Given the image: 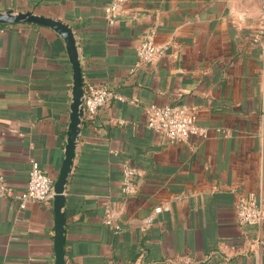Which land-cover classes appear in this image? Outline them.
<instances>
[{
  "label": "crops",
  "instance_id": "obj_1",
  "mask_svg": "<svg viewBox=\"0 0 264 264\" xmlns=\"http://www.w3.org/2000/svg\"><path fill=\"white\" fill-rule=\"evenodd\" d=\"M113 1L0 0L2 11L71 25L84 84L113 93L81 125L66 186V264H264V221L237 219L240 195L264 205V0H120L109 24ZM151 31L165 53L140 62L136 46ZM72 86L56 31L0 24V171L16 189L31 158L57 177ZM151 104L188 105L207 137L171 143L147 127ZM124 164L138 169L131 194ZM0 264H55L52 201L0 199Z\"/></svg>",
  "mask_w": 264,
  "mask_h": 264
},
{
  "label": "built area",
  "instance_id": "obj_2",
  "mask_svg": "<svg viewBox=\"0 0 264 264\" xmlns=\"http://www.w3.org/2000/svg\"><path fill=\"white\" fill-rule=\"evenodd\" d=\"M121 2L115 0L105 7V16L109 24H114L120 15ZM166 46L158 45L154 40L153 31L146 34L136 46V53L140 62H151L165 53ZM113 93L111 89L97 82L85 84L84 115L92 118L99 114L109 103ZM148 128L167 136L171 143H183L191 137L204 139L207 137V129L199 125L192 111L186 104H174L159 106L151 104L146 109ZM31 168L27 185L24 189H16L6 175L0 171V199H14L18 201L19 208L26 207L30 201L48 204L54 194V179L44 171L39 162L31 158ZM138 169L124 164L122 167V192L131 194L135 191L134 178ZM155 212L163 210L161 205L155 207ZM237 219L243 226H255L264 221V205H262L255 193L240 195L237 201ZM107 223H113L108 217ZM153 221V216L144 219L142 227H146ZM116 231L121 229L119 224H114Z\"/></svg>",
  "mask_w": 264,
  "mask_h": 264
},
{
  "label": "water",
  "instance_id": "obj_3",
  "mask_svg": "<svg viewBox=\"0 0 264 264\" xmlns=\"http://www.w3.org/2000/svg\"><path fill=\"white\" fill-rule=\"evenodd\" d=\"M37 24L52 28L64 40L69 60L73 67L70 121L67 129L65 154L57 177L54 179L52 206L54 211V262L66 264V186L71 173L73 159L84 115L85 84L82 75L80 54L74 29L68 23L30 10H0V24Z\"/></svg>",
  "mask_w": 264,
  "mask_h": 264
}]
</instances>
